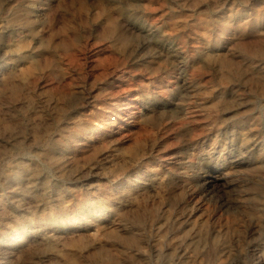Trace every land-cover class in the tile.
I'll list each match as a JSON object with an SVG mask.
<instances>
[{"label":"rangeland","instance_id":"rangeland-1","mask_svg":"<svg viewBox=\"0 0 264 264\" xmlns=\"http://www.w3.org/2000/svg\"><path fill=\"white\" fill-rule=\"evenodd\" d=\"M263 45L264 0H0V263L264 264Z\"/></svg>","mask_w":264,"mask_h":264},{"label":"bare ground","instance_id":"bare-ground-1","mask_svg":"<svg viewBox=\"0 0 264 264\" xmlns=\"http://www.w3.org/2000/svg\"><path fill=\"white\" fill-rule=\"evenodd\" d=\"M125 5H126V4H125ZM172 8H173V7H172ZM162 9H163V8H162ZM144 11H145V10H144ZM221 14H222V13H221ZM259 17H260V16H259ZM231 18H232V17H231ZM233 18H234V16H233ZM246 18H247V17H246ZM246 18H245V19H246ZM232 21H233V20H232ZM247 21H248V20H247ZM109 22H110V21H109ZM117 22H118V21H117ZM226 22H227V21H226ZM118 23H119V22H118ZM236 24H237V23H236ZM239 24H240V23H239ZM228 25H229V24H228ZM218 26H219V25H218ZM232 26H233V25H232ZM114 27H115V26H114ZM111 29H112V27H111ZM111 29H110V30H111ZM117 29H118V28H117ZM221 29H222V28H221ZM222 30H223V29H222ZM245 30H246V29H245ZM108 31H109V29H108ZM108 31H107V33H109ZM215 32H216V31H215ZM259 32H261V31H259ZM112 33H113V32H112ZM220 33H221V32H220ZM37 34H38V33H37ZM135 34H136V32H135ZM218 34H219V33H218ZM221 34H222V33H221ZM116 35H117V34H116ZM123 35H124V34H123ZM137 35H138V34H137ZM102 36H103V35H102ZM52 37H53V36H52ZM108 37H109V34H108ZM126 37H127V36H126ZM128 37H129V36H128ZM232 37H233V36H232ZM136 38H137V37H136ZM259 38H260V37H259ZM259 38H258V39H259ZM227 39H228V38H227ZM261 39H262V38H261ZM125 40H126V39H125ZM219 40H220V39H219ZM224 40H225V39H224ZM49 41H50V40H49ZM226 41H227V40H226ZM136 42H137V41H136ZM215 43H216V42H215ZM231 43H232V42H231ZM231 43H230V44H231ZM258 43H259V41H258ZM60 44H61V43H60ZM219 44H220V43H219ZM219 44H217V45H219ZM60 46H61V45H60ZM224 46H225V45H224ZM258 46H261V45H258ZM263 46H264V45H263ZM120 47L122 48V46H120ZM214 47H215V45H214ZM261 47H262V46H261ZM218 49H219V48H218ZM259 50H260V49H259ZM212 52H213V51H212ZM217 52H218V51H217ZM221 52H222V51H221ZM259 52H260V51H259ZM257 53H258V52H257ZM209 54H211V53L209 52ZM215 54H216V53H215ZM222 54H223V52H222ZM222 54H220V56H221ZM260 54H261V53H260ZM213 55H214V54H213ZM209 56H210V55H209ZM209 56H208V57H209ZM216 56H217V55H216ZM213 57H214V56H213ZM226 57H227V55H226ZM228 57H229V56H228ZM224 58H225V57H224ZM224 58H223V59H224ZM93 59H94V58H93ZM219 59H220V57H219ZM91 60H92V59H91ZM209 60H210V59H209ZM226 60H227V58H226ZM230 60H231V58H230ZM81 61H82V60H81ZM83 61H84V60H83ZM83 61H82V62H83ZM206 61H208V60H206ZM218 61H219V60H218ZM235 61H236V60H235ZM85 62H86V61H85ZM228 62H229V61H228ZM34 64H35V63H34ZM46 64H47V63H46ZM225 64H227V62H226ZM36 65H37V64H36ZM81 65H82V64H81ZM90 65H91V63H90ZM156 65H157V64H156ZM33 66H34V65H33ZM228 66H229V65H228ZM234 66H235V65H234ZM222 67H224V66L222 65ZM230 67H231V66H230ZM48 68H49V67H48ZM102 68H103V67H102ZM234 68H235V67H234ZM27 69H28V68H27ZM152 69H153V68H152ZM157 69H158V68H157ZM260 69H262V68H260ZM24 70H25V69H24ZM31 71H32V70H31ZM128 71H129V70H128ZM230 71H231V70H230ZM104 72H105V71H104ZM226 72H228V71H226ZM235 72H237V70H236ZM232 74H233V72H232ZM2 75H3V74H2ZM4 75H5V74H4ZM24 75H25V74H24ZM261 75H262V74H261ZM21 76H22V75H21ZM231 76H232V75H231ZM262 76H264V75H262ZM123 77H124V76H123ZM25 78H26V77H25ZM222 78H223V77H222ZM228 78H229V77H228ZM6 79H7V78H6ZM226 79H227V78H226ZM260 81H261V80H260ZM4 82H5V81H4ZM87 82H88V81H87ZM59 84H60V83H59ZM259 84H260V83H259ZM2 86H4V85H2ZM172 86H173V85H172ZM91 89H92V88H91ZM125 89H126V88H125ZM149 89H150V88H149ZM84 91H85V90H84ZM99 92H100V91H99ZM158 92H159V91H158ZM64 93H65V91H64ZM72 93H73V92H72ZM68 94H69V93H68ZM74 94H75V93H74ZM94 94H95V93H94ZM183 95H184V94H183ZM205 95H206V94H205ZM72 96H73V95H72ZM133 96H134V94H133ZM149 96H150V95H149ZM14 98H15V97H14ZM69 99H70V98H69ZM62 100H63V99H62ZM94 100H95V99H94ZM134 100H135V99H134ZM119 101H120V100H119ZM121 101H122V100H121ZM116 102H117V101H116ZM54 103H55V102H54ZM79 103H80V102H79ZM88 103H89V102H88ZM103 104H104V103H103ZM132 104H133V103H132ZM132 104H131V105H132ZM218 104H219V103H218ZM105 105H107V104L105 103ZM120 105H121V104H120ZM133 105H134V104H133ZM136 106H137V105H136ZM114 107H115V106H114ZM79 108H80V107H79ZM79 108H78V109H79ZM101 108H102V107H101ZM117 108H118V107H117ZM117 108H116V109H117ZM138 108H139V107H138ZM112 109H113V108H112ZM128 109H129V107H128V103H126L124 107L122 106V108H120V111H121L123 114H126V115H127V114H129V110H128ZM30 110H31V109H30ZM50 110H51V109H50ZM62 110H63V109H62ZM105 110H106V109H105ZM105 110H104V111H105ZM130 110H131V109H130ZM138 110H139V109H138ZM112 111H113V110H112ZM112 111H111V112H112ZM133 111H134V109H133ZM136 111H137V110H136ZM219 111H220V110H219ZM76 113H77V112H76ZM140 113H141V112H140ZM146 113H147V112H146ZM150 113H151V112H150ZM132 114H133V113H132ZM152 114H153V113H152ZM108 115H109V114H108ZM140 115H141V114H140ZM143 115H144V117H146V116H145V113H144ZM110 116H111V115H110ZM117 116H118V115H117ZM117 116H116V117H117ZM136 116H137V115H136ZM141 116H142V115H141ZM160 116H161V115H160ZM164 116H165V115H164ZM56 117H57V116H56ZM80 117H82V116H80ZM138 117H139V116H138ZM142 117H143V116H142ZM108 118H109V117H108ZM120 118H121V117H120ZM140 118H141V117H140ZM144 119H145V118H144ZM161 119H162V118H161ZM78 120H79V119H78ZM123 120H124V119H123ZM126 120H127V118H126ZM130 120H131V119H130ZM104 121H105V120H104ZM108 121H109V120H108ZM101 122H103V121H101ZM154 122H155V121H154ZM32 124H33V123H32ZM98 124H99V123H98ZM9 125H10V124H9ZM116 125H117V124H116ZM13 126H14V125H13ZM58 126H59V125H58ZM78 126H79V125H78ZM98 126H99V125H98ZM102 127H103V126H102ZM110 127H111V126H110ZM47 128H48V127H47ZM122 128H123V127H122ZM130 128H131V127H130ZM112 129H113V128H112ZM127 129H128V128H127ZM48 130H49V129H48ZM90 130H91V129H90ZM98 130H99V129H98ZM116 130H119V129H116ZM13 131H14V130H13ZM33 131H34V130H33ZM86 131H87V130H86ZM100 131H101V130H100ZM105 131H106V130H105ZM105 131H104V132H105ZM125 131H126V130H125ZM4 132H5V131H4ZM31 132H32V131H31ZM42 132H43V131H42ZM106 132H107V131H106ZM108 132H109V131H108ZM115 132H116V131H115ZM118 132H119V131H118ZM121 132H122V131H121ZM123 132H124V131H123ZM83 133H84V132H83ZM101 133H102V132H101ZM113 133H114V132H113ZM61 134H62V133H61ZM87 134H88V133H87ZM89 134H90V133H89ZM116 134H117V133H116ZM92 135H93V134H92ZM99 135H100V134H99ZM106 135H107V134H106ZM83 136H84V135H83ZM101 136H102V135H101ZM114 136H115V135H114ZM1 137H2V136H1ZM87 137H88V136H87ZM110 137H111V135H110ZM106 138H107V137H106ZM8 139H9V138H8ZM18 139H19V138H18ZM78 140H79V139H78ZM81 140H82V139H81ZM17 141H18V140H17ZM95 141H96V140H95ZM28 142H29V141H28ZM89 142H90V141H89ZM98 142H99V141H98ZM101 142H102V141H101ZM86 143H88V142H86ZM105 143H106V142H105ZM16 144H17V143H16ZM72 144H74V143H72ZM76 144H77V143H76ZM84 144H85V143H84ZM84 144H83V145H84ZM100 144H101V143H100ZM103 144H104V143H103ZM103 144H102V145H103ZM14 145H15V144H14ZM95 145L101 147L100 145H97V144H95ZM95 145H94V146H95ZM104 145H105V144H104ZM16 146H17V145H16ZM19 146H20V145H19ZM7 147H8V146H7ZM72 147H73V146H72ZM89 147H90V146H89ZM99 147H98V148H99ZM62 148H63V147H62ZM65 148H66V147H65ZM85 148H86V147H85ZM93 148H94V147H93ZM127 148H128V147H126V149H127ZM72 149H73V148H72ZM80 149H81V148H80ZM90 150H91V149H90ZM124 150H125V148H124ZM127 150H128V149H127ZM64 151H65V150H64ZM73 151H74V150H73ZM91 151H92V150H91ZM67 152H69V151H67ZM55 153H56V152H55ZM61 153H62V152H61ZM56 154H57V153H56ZM66 154H67V153H66ZM94 154H95V153H94ZM50 155H51V154H50ZM54 155H55V154H54ZM63 155H64V154H63ZM134 155H135V154H134ZM136 155H137V154H136ZM50 157H51V156H50ZM50 157H49V160L51 159ZM60 157H61V156H60ZM89 157H90V156H89ZM52 158H53V160H54V157H52ZM56 158H57V157H56ZM71 158H72V157H71ZM73 158H74V157H73ZM100 158H101V157H100ZM130 158H131V157H130ZM92 160H93V159H92ZM193 160H194V159H193ZM54 161H55V160H54ZM54 161H53V162H54ZM124 161H125V160H124ZM141 161H142V160H141ZM7 162H8V160H7ZM24 162H25V161H24ZM45 162H46V161H45ZM53 162H52V163H53ZM73 162H74V161H73ZM86 162H87V161H86ZM122 162H123V161H122ZM59 163H60V162H59ZM118 163H119V162H118ZM125 163H126V162H125ZM16 165H17V164H16ZM47 165H48V164H47ZM50 165H51V164H50ZM62 165H63V164H62ZM149 165H150V164H149ZM80 166H81V165H80ZM84 166H85V165H84ZM119 166H120V165H119ZM59 167H60V166H59ZM73 167H74V166H73ZM57 168H58V167H57ZM52 169H53V167H52ZM96 169H97V168H96ZM119 169H120V168H119ZM121 169H122V168H121ZM53 170H54V169H53ZM59 170H60V168H59ZM71 170H72V169H71ZM94 170H95V169H94ZM132 170H133V169H132ZM43 171H44V170H43ZM87 171H89V170H87ZM26 172H27V171H26ZM26 172H25V173H26ZM146 173H147V172H146ZM1 174H2V173H1ZM24 175H25V174H24ZM100 175H101V174H100ZM139 176H140V175H139ZM26 177H27V176H26ZM60 177H61V176H60ZM60 177H59V178H60ZM108 177H109V176H108ZM212 177H213V176H212ZM71 178H72V177H71ZM134 179H136V178H134ZM139 179H140V178H139ZM142 179H143V178H142ZM5 180H6V178H5ZM24 180H25V179H24ZM120 180H121V179H120ZM126 180H127V179H126ZM145 180H146V179H145ZM131 181H132V180H131ZM141 181H142V180H141ZM14 182H15V181H14ZM25 182H26V181H25ZM10 183H11V182H10ZM22 183H23V182H22ZM27 183H28V182H27ZM29 184H30V183H29ZM109 184H110V183H109ZM18 185H19V184H18ZM42 185H43V184H42ZM122 185H123V184H122ZM139 185H140V184H139ZM112 186H113V185H112ZM124 186H125V185H124ZM140 186H141V185H140ZM16 187H17V186H16ZM18 187H19V186H18ZM133 187H134V186H133ZM142 187H143V185H142ZM20 188H21V187H20ZM23 188H25V187H23ZM23 188H21V189H23ZM137 188H138V187H137ZM17 189H18V188H17ZM109 189H110V188H109ZM114 189H115V188H114ZM127 189H129V188H127ZM132 189H133V188H132ZM111 190H112V189H111ZM123 190H125V189H123ZM117 191H118V190H117ZM12 192H13V191H12ZM23 192H25V191H23ZM109 192H110V191H109ZM123 192H124V191H123ZM88 193H89V192H88ZM119 193H120V192H119ZM39 194H40V193H39ZM7 195H8V194H7ZM17 195H18V194H17ZM29 195H30V194H29ZM110 195H111V194H110ZM110 195H109V196H110ZM124 195H125V194H124ZM127 195H129V194L127 193ZM136 195H137V194H136ZM112 196H113V195H112ZM24 197H25V196H24ZM106 197H107V195H106ZM118 197H120V196L118 195ZM110 198H112V197H110ZM115 198H116V197H115ZM25 199H26V197H25ZM108 200H109V199H108ZM123 200H124V199H123ZM72 201H73V200H72ZM106 201H107V200H106ZM106 201H105V202H106ZM116 201H117V200H116ZM73 202H74V201H73ZM109 202H110V201H109ZM61 203H62V202H61ZM110 203H111V202H110ZM112 203H113V202H112ZM114 204H116V203H114ZM32 206H33V205H32ZM106 206H108V205H106ZM114 206H115V205H114ZM114 206H113V207H114ZM38 207H39V206H38ZM60 207H62V206H60ZM119 207H120V206H119ZM32 208H33V207H32ZM105 208H106V207H105ZM5 209H6V208H5ZM5 209H4V210H5ZM28 209H29V208H28ZM60 209H61V208H60ZM68 209H69V208H68ZM90 209H91V208H90ZM103 209H104V208H103ZM132 209H133V208H132ZM7 210H8V209H7ZM35 210H36V209H35ZM108 210H110V209H108ZM121 210H122V209H121ZM133 210H134V209H133ZM28 211H29V210H28ZM37 211H38V210H37ZM67 211H68V210H67ZM94 211H95V210H94ZM19 212H21V211H19ZM33 212H34V211H33ZM21 213H22V212H21ZM58 213H59V212H58ZM62 213H63V212H62ZM120 213H121V212H120ZM31 214H32V213H31ZM45 214H46V213H45ZM48 214H49V213H48ZM69 214H70V213H69ZM96 214H97V213H96ZM104 214H105V213H104ZM106 214H107V213H106ZM121 214H122V213H121ZM36 215H37V214H36ZM94 215H95V214H94ZM124 215H125V214H124ZM39 216H40V215H39ZM52 216H53V215H52ZM64 216H65V215H64ZM21 217H22V216H21ZM55 217H56V216H55ZM94 217H95V216H94ZM105 217H106V216H105ZM35 218H36V217H35ZM38 218H39V217H38ZM77 218H78V217H77ZM107 218H108V217H107ZM112 218H113V217H112ZM29 219H30V218H29ZM85 219H86V218H85ZM100 219H101V218H100ZM115 219H116V218H115ZM115 219H114V220H115ZM22 220H23V218H22ZM40 220H42V219H40ZM63 220H64V219H63ZM65 220H66V219H65ZM73 220H76V219H73ZM81 220H82V219H81ZM89 220H90V219H89ZM95 220H96V218H95ZM25 221H26V220H25ZM37 221L39 222V220H37ZM43 221H44V220H43ZM55 221H56V220H55ZM86 221H87V220H86ZM100 221H101V220H100ZM116 221H117V220H116ZM22 222H23V221H22ZM67 222H68V221H66V223H67ZM89 222H90V221H89ZM109 222H110V221H109ZM35 223H36V222H35ZM39 223H40V222H39ZM41 223H42V222H41ZM45 223H46V222H45ZM52 223H53V222H52ZM74 223H75V222H74ZM76 223H77V221H76ZM80 223H81V222H80ZM95 223H96V222H95ZM22 224H23V223H22ZM37 224H38V223H37ZM50 224H51V223H50ZM64 224H65V223H64ZM86 224H87V223H86ZM92 224H93V223H92ZM92 224H90V225H92ZM100 224H101V223H100ZM102 224H105V223H102ZM107 224H108V223H107ZM117 224H118V223H117ZM122 224H123V223H122ZM157 224H158V223H157ZM192 224H193V223H192ZM192 224H191V225H192ZM34 225H36V224H34ZM34 225H33V226H34ZM39 225H40V224H39ZM58 225H59V224H58ZM82 225H83V224H82ZM97 225H98V224H97ZM109 225H110V224H109ZM119 225H121V224H119ZM26 226H28V225H26ZM45 226H46V225H45ZM45 226H44V227H45ZM60 226H61V225H60ZM93 226H94V225H93ZM93 226H92V227H93ZM98 226H99V225H98ZM98 226H97V227H98ZM106 226H107V225H106ZM111 226H112V225H111ZM111 226H107V228H108V227H111ZM41 227H42V226H41ZM50 227H51V226H50ZM76 227H77V226H76ZM92 227H91V228H92ZM97 227H96V228H97ZM23 228H24V227H23ZM30 228H31V227H30ZM68 228H69V227H68ZM93 228H94V227H93ZM98 228H100V226H99ZM112 228H113V227H112ZM132 228H134V227H132ZM31 229H32V228H31ZM42 229H43V228H42ZM88 229H89V228H88ZM110 229H111V228H110ZM34 230H35V229H34ZM94 230H95V229H94ZM104 230H105V229H104ZM112 230H113V231H112ZM112 230H109L108 232H111V231H112V232L115 233L116 230H115V231H114V229H112ZM67 231H68V230H67ZM101 231H102V230H101ZM163 231H164V230H163ZM57 232H58V231H57ZM73 232H74V231H73ZM73 232H72V233H73ZM95 232H96V231H95ZM30 233H31V232H30ZM35 233H36V232H35ZM42 233H44V232H42ZM61 233H62V232H61ZM61 233H60V234H61ZM64 234H65V233H64ZM68 234H69V233H68ZM73 234H74V233H73ZM115 234H116V233H115ZM119 234H121V232H120ZM70 235H71V234H70ZM117 235H118V234H117ZM9 236H10V235H9ZM28 236H29V235H28ZM47 236H48V235H47ZM59 236H60V235H59ZM63 236H64V235H63ZM67 236H69V235H67ZM75 236H76V235H75ZM89 236H90V235H89ZM121 236H122V234H121ZM123 236H124V235H123ZM123 236H122V237H123ZM26 237H27V236H26ZM52 237H53V236H52ZM52 237H51V238H52ZM119 237H120V236H119ZM119 237H117V239H118ZM150 237H151V236H150ZM12 238H13V239H10L8 242L6 241V244H5V242H3V240H0V250H1L2 247H4L5 245H7L6 248H7V247H8V248H12V246H14L15 243L17 242L16 238H14V237H12ZM32 238H33V236H32ZM44 238H45V236H44ZM46 238H47V237H46ZM58 238H59V237H58ZM61 238H62V237H61ZM73 238H74V237H72V239H71L72 241H73ZM114 238H115V236H114ZM132 238H133V237H132ZM53 239H54V238H53ZM62 239H63V238H62ZM69 239H70V238H69ZM123 239H127V238H123ZM46 240H47V239H46ZM120 240H121V239H120ZM120 240H119V241H120ZM25 241H26V240H25ZM47 241H48V240H47ZM74 241H75V239H74ZM36 242H37V241H36ZM38 242H40V241H38ZM41 242H42V241H41ZM72 243H73V242H72ZM76 243H77V241H76ZM80 243H81V242H80ZM154 243H155V241H154ZM26 244H27V243H26ZM26 244H25V245H26ZM29 244H30V243H29ZM29 244H28V245H29ZM37 244H38V243H37ZM40 244H41V243H40ZM47 244H48V243H47ZM68 244H69V243H68ZM68 244H67V245H68ZM82 244H83V242H82ZM119 244H120V243H119ZM124 244H125V243H124ZM147 244H149V243H147ZM3 245H4V246H3ZM49 245H50V244H49ZM51 245H52V244H51ZM55 245H56V244H54L53 246L55 247ZM69 245H71V243H70ZM73 245H74V244H73ZM75 245H76V244H75ZM139 245H140V244H139ZM142 245H143V244H142ZM15 246H16V245H15ZM40 246H41V245H40ZM40 246H39V247H40ZM118 246H119V245H118ZM133 246H134V245H133ZM147 246H148V245H147ZM23 247H25V246H23ZM33 247H34V246H33ZM44 247H45V246H44ZM50 247H51V246H50ZM54 247H52V248H54ZM69 247H70V246H69ZM77 247H78V246H77ZM100 247H101V246H100ZM100 247H99V248H100ZM4 248H5V247H4ZM6 248H5L4 250H6ZM8 248H7V249H8ZM47 248H48V247H47ZM47 248H45V249H47ZM78 248H79V247H78ZM96 248H97V247H96ZM124 248H125V247H124ZM22 249H23V248H22ZM30 249H31V248H30ZM35 249H36V248H35ZM41 249H43V247H42ZM97 249H98V248H97ZM4 250H3V251H4ZM47 250H48V249H47ZM77 250H78V249H77ZM89 250H90V249H89ZM94 250H95V249H94ZM94 250H93V251H94ZM105 250H106V249H105ZM135 250H136V248H135ZM135 250H134V251H135ZM179 250H180V249H179ZM31 251H32V250H31ZM48 251H49V250H48ZM113 251H114V250H113ZM115 251L118 252L117 250H115ZM20 252H21V251H20ZM22 252H24V251H22ZM27 252H28V251H27ZM29 252H30V251H29ZM43 252H45V251H43ZM46 252H47V251H46ZM51 252H52V251H51ZM54 252H55V251H54ZM56 252L58 253V251H56ZM56 252H55V253H56ZM61 252H63V251H61ZM66 252H67V251H66ZM88 252H89V251H88ZM101 252L103 253V250H102ZM104 252H105V251H104ZM108 252H109V251H106V253H108ZM120 252H121V251H120ZM8 253H9V252H8ZM15 253H16V250H15ZM35 253H36V251H35ZM41 253H42V252H41ZM41 253H38V254H41ZM74 253H75V252H74ZM90 253H93V252H90ZM128 253H129V252H128ZM4 254H6V253H4ZM19 254H20V253H19ZM53 254H54V253H53ZM60 254H61V253H60ZM67 254H68V253H67ZM72 254H73V253H72ZM93 254H94V253H93ZM2 255H3V254H2ZM85 255H86V254H85ZM94 255H95V254H94ZM101 255H102V254H101ZM101 255H100V256H101ZM103 255H104V254H103ZM103 255H102V256H103ZM109 255H110L109 253L106 254V256H108V258H109ZM17 256H18V255H17ZM30 256H31V255H30ZM37 256H38V255H37ZM42 256H43V255H42ZM49 256H50V255H49ZM49 256H47V257H49ZM75 256H76V255H75ZM89 256H91V255H89ZM102 256H101V257H102ZM115 256H117V255H115ZM130 256H131V255H130ZM9 257H10V256H9ZM23 257L25 258V256H23ZM32 257H33V256H32ZM63 257H64V256H63ZM63 257H62V258H63ZM103 257H105V255H104ZM11 258H12V257H11ZM27 258H28V257H27ZM29 258H30V257H29ZM29 258H28V259H29ZM65 258H66V257H65ZM68 258H69V257H68ZM68 258H67V259H68ZM77 258H78V257H77ZM90 258H91V257H90ZM97 258H99V257H97ZM3 259L7 260V259H8V256H7V255L3 256ZM20 259H21V258H20ZM20 259H19V260H20ZM25 259H26V258H25ZM48 259H50V258H48ZM93 259H94V258H93ZM100 259H101V258H100ZM105 259H106V258H105ZM109 259H110V258H109ZM111 259H113V258H111ZM114 259H115V258H114ZM29 260H30V259H29ZM32 260H33V258H32ZM68 260H69V259H68ZM76 260H78V259H76ZM94 260H95V259H94ZM102 260H103V258H102ZM191 260H192V259H191ZM0 261H1V260H0ZM84 261H85V260H84ZM88 261H89V260H88ZM98 261H99V260H98ZM15 262H16V261H15ZM15 262H14V263H15ZM34 262H35V261H34ZM86 262H87V261H86ZM92 262H93V261H92ZM99 262H100V261H99ZM116 262H117V261H116ZM2 263H3V262H2ZM11 263H12V262H11ZM22 263H23V262H22ZM0 264H1V263H0ZM18 264H19V263H18ZM25 264H27V262H26ZM31 264H32V263H31ZM55 264H56V263H55ZM90 264H91V263H90ZM118 264H119V263H118Z\"/></svg>","mask_w":264,"mask_h":264}]
</instances>
